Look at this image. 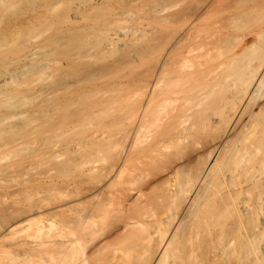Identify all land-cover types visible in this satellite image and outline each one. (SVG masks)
I'll return each instance as SVG.
<instances>
[{
    "label": "bare ground",
    "instance_id": "6f19581e",
    "mask_svg": "<svg viewBox=\"0 0 264 264\" xmlns=\"http://www.w3.org/2000/svg\"><path fill=\"white\" fill-rule=\"evenodd\" d=\"M130 1L0 43V264H264V0Z\"/></svg>",
    "mask_w": 264,
    "mask_h": 264
},
{
    "label": "rangeland",
    "instance_id": "374dc122",
    "mask_svg": "<svg viewBox=\"0 0 264 264\" xmlns=\"http://www.w3.org/2000/svg\"><path fill=\"white\" fill-rule=\"evenodd\" d=\"M89 1L91 0H3V2L0 3V43L8 44L9 42L17 39L19 35L25 32L32 21L38 17H41L44 12L51 14L56 11V14L70 8L69 11L71 14H73L72 10L75 9L78 4H86ZM60 2H62L61 5H59ZM126 2L128 4L131 3L130 0H126ZM68 5H71V7ZM128 28L130 29V27H127L126 31L129 30ZM23 65L24 62H21L19 66L13 65L8 70L1 68L0 83L5 81L6 78L8 82L13 83L12 77L14 78L21 75V68ZM1 85L0 91L6 86L4 85V82L1 83ZM27 108V106H23L20 109H17L15 112L22 114L27 111ZM14 121H17V119ZM1 145L2 142H0V188H4L7 185H14L15 188H23L25 182H28L27 180H29L28 176L27 180H25L26 178H23L26 176L21 177V173L19 176L15 173L9 175L4 173L3 169L7 166L20 165L24 158L14 153H12L13 155H10L11 153H9L7 150L5 151ZM13 172H15V170ZM14 179H18L17 182L13 181Z\"/></svg>",
    "mask_w": 264,
    "mask_h": 264
}]
</instances>
